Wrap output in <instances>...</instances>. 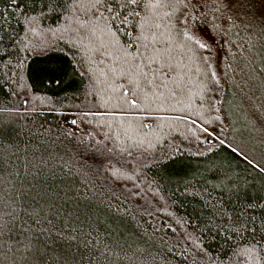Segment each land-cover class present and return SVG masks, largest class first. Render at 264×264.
Wrapping results in <instances>:
<instances>
[{"label":"trees","instance_id":"obj_1","mask_svg":"<svg viewBox=\"0 0 264 264\" xmlns=\"http://www.w3.org/2000/svg\"><path fill=\"white\" fill-rule=\"evenodd\" d=\"M19 4L0 0V159L20 170L15 195L50 229L43 237L50 264H256L264 257V243L247 260L234 255L264 236V161L246 153L249 164L230 150L227 113L230 46L247 41L238 35L253 29L244 23L245 15L260 16L249 9L256 2L173 5L181 86L156 95L142 87L136 96L126 78L109 71L111 59L89 51L80 29L87 4L66 23L57 16L67 0ZM31 26L70 35L35 46ZM197 28L207 51L183 40L182 30ZM106 39L97 31L93 43ZM8 179L6 171L5 189Z\"/></svg>","mask_w":264,"mask_h":264},{"label":"snow or ice","instance_id":"obj_2","mask_svg":"<svg viewBox=\"0 0 264 264\" xmlns=\"http://www.w3.org/2000/svg\"><path fill=\"white\" fill-rule=\"evenodd\" d=\"M198 2L199 0H193V5ZM183 3L184 0H67L65 13L57 16V22L66 23V15L78 16L81 4H87V8L84 9L85 22L80 24V29L87 34L92 47L89 48L88 45L85 47L112 60L109 71L118 79L126 78L128 83L134 86L131 92L133 96H136L137 90L142 87L151 89L152 94L156 95L161 88L168 89L169 84L181 86L177 81L182 78L175 75L179 65L174 63L173 55L175 44L173 5ZM11 6L19 10V0H11ZM87 14H91L94 19L88 20ZM187 18L185 14V19L179 23L185 24ZM51 31L55 32L56 29ZM97 31L107 38L101 40L99 46L93 43ZM182 33L185 42L207 51L209 45L203 42V33H200L199 28L195 31L184 29ZM121 34L127 36L129 42L122 44L119 39ZM84 38L81 37L82 40ZM203 59L206 62L208 57L204 56ZM0 63H3L2 58ZM211 75L213 79L216 78L214 72ZM123 94L127 97L129 92L125 91ZM129 103L133 108L139 107L136 99ZM72 123L75 124L76 121L73 120ZM203 131L209 136H214L207 128ZM220 143L224 144V141L220 140ZM229 147L233 153H237L236 148ZM244 159L249 164L253 163L246 156ZM12 163L14 162H9V166L4 167V161L0 159V264H50L51 245L43 239L45 232H50V229H42L38 219L39 212L34 216L33 211H30L24 202L25 197L15 195L16 181L21 179L22 182V178L19 169L13 173ZM6 171L9 173L8 189H5L3 180ZM6 191L12 195L6 196ZM33 225L40 231L34 229ZM262 243L264 236H261L259 242L254 240L243 245L234 255L247 260L256 253ZM100 255L105 256L106 253L102 252ZM261 260H264V257L258 256L256 264H260Z\"/></svg>","mask_w":264,"mask_h":264},{"label":"rangeland","instance_id":"obj_3","mask_svg":"<svg viewBox=\"0 0 264 264\" xmlns=\"http://www.w3.org/2000/svg\"><path fill=\"white\" fill-rule=\"evenodd\" d=\"M253 1L257 6L250 5L249 9L260 11V16L254 19L249 15L248 19L245 15L247 19L244 25H249L253 29L241 30L238 38L242 36L247 40L243 45L233 43L230 46L232 55L229 69H232L234 78L229 90L231 102L227 113L230 119L231 139L237 152L244 156L246 153L259 155L258 158L264 161V0ZM73 24L69 29L75 26ZM29 29L31 32L27 37L33 40L35 46L47 45L53 40H64L70 35L66 34L67 36L62 38L57 31L46 30L38 33L32 26ZM236 33L238 32L229 36L237 39ZM27 37L25 39H28Z\"/></svg>","mask_w":264,"mask_h":264}]
</instances>
